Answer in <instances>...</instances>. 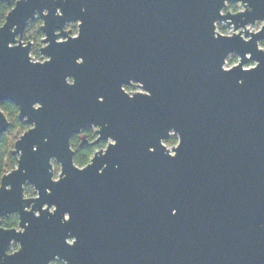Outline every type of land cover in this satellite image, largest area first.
I'll return each instance as SVG.
<instances>
[{
  "label": "water",
  "instance_id": "1",
  "mask_svg": "<svg viewBox=\"0 0 264 264\" xmlns=\"http://www.w3.org/2000/svg\"><path fill=\"white\" fill-rule=\"evenodd\" d=\"M2 1L11 6L0 27V102L29 124L13 143L15 167L0 178V215L16 212L28 226L0 228L2 264L38 263L33 211L51 206L57 230L48 252L69 262L264 264V26L246 27L264 19V0ZM226 1L244 11L221 13ZM100 13L102 22L92 17ZM36 15L42 66L28 62L31 43L22 40ZM71 19L80 20L78 36L58 40ZM216 21L234 32L219 35ZM94 44L102 51L77 63L78 49ZM230 53L240 62L224 73ZM249 60L256 68L244 73ZM130 81L143 91L126 93L121 84ZM91 123L117 143L77 171L67 139ZM8 126L0 109V134ZM172 130L177 149L178 140L164 144ZM26 183L34 197L23 196ZM65 211L70 220L61 223ZM12 239L22 245L13 256L5 252Z\"/></svg>",
  "mask_w": 264,
  "mask_h": 264
},
{
  "label": "flooded vegetation",
  "instance_id": "2",
  "mask_svg": "<svg viewBox=\"0 0 264 264\" xmlns=\"http://www.w3.org/2000/svg\"><path fill=\"white\" fill-rule=\"evenodd\" d=\"M89 2H92V1H89ZM92 3H94V2H92ZM94 4H98V3H94ZM99 4H101V3H99ZM237 5L242 7V5L239 2L226 1L223 9L221 10V13H225L227 11L236 12V6ZM9 6H11V5H9ZM229 9H231V10H229ZM92 17L95 19L101 20V22H102V20L106 19L104 13H100L98 15L93 14ZM37 20H38V37H37L38 38V51H34V52H36L35 54H37V55H35V56L30 55V56L34 57L36 61H44V60L48 59V57L45 54L40 52V48H42L46 43L43 41L45 34L41 30L42 19L39 15H36V17L34 19L29 20L27 22V24L23 30V33H22V40H23V42L29 41L31 43V47H30V53H31L32 47L34 46L33 41H35L37 38H28L30 33H28V31H27L24 35V32L28 26L29 27L32 26V24H30L31 22H36ZM79 22H80L79 19H71L68 22H66L65 26H64V31L67 32V36L66 37L60 36L58 38V40L68 39V37H70V38L77 37L78 32H79ZM256 22H260V26H259V28H260L262 26V24L264 23V19L256 20L254 23H256ZM254 23H252V24H254ZM217 25L220 26L221 31H223L225 29H229L225 25L224 21H216L215 26H217ZM230 28H232V27H230ZM258 43L264 44V37L262 39H259ZM93 51L100 52V51H102V48L100 45L94 44L90 47L86 46V47H82L81 49H78V52H83V55H84V53L93 52ZM83 55L78 56V57H83V63H85V62L87 63L88 57L85 58V55L84 56ZM229 56L234 57L237 55H235L234 53H230L226 57V59ZM226 59H225V61H226ZM252 63H255V62L253 60H249L245 65L252 64ZM67 78H68V82L73 81L72 77H67ZM122 89L130 95L133 93H136V92L143 91L138 86V84L134 81H130L128 83L122 84ZM99 100H103V97L100 96ZM91 124H95V123H91ZM91 124H88V125L80 128V132L78 134H75L72 136V143L69 145V148L73 151V155H72L73 160H75V157L85 156L86 157L85 162L89 163L90 158H92L95 155V153L103 150L102 145L100 143V139L103 140L105 138H103L101 136L99 138V131L98 130L88 128L89 125H91ZM28 127H29V124H28ZM14 156L17 159V156L16 155H14ZM50 162L52 164V171H53L52 177L54 179H57L59 177V173H60V167H61L60 163L58 161H56L54 158H51ZM56 165L59 166V172H55V170H54L55 169L54 167ZM26 194H27V198L34 197L36 195V191H35V189L31 183H26L23 185V196L26 197ZM45 207H46V205L44 204L41 207V209H44ZM25 209H30V208L26 207ZM53 209H54V206L49 207L48 212L53 211ZM33 212L41 213L39 218H38V263L37 264H47V261L52 259L53 256H59L57 254H51L48 252V251H51L53 245H55L54 232H55V230H57V222L55 221L54 223H52L53 222L52 216L49 213H42L39 207H38V210H34ZM19 221L20 220H19L18 214L16 212L2 214V215H0V228H3V229L14 228L16 230L24 228L23 226L19 225ZM24 223L28 224V222H24ZM68 236H75V235L72 234L70 231H68ZM12 240H14V239H12ZM5 252L7 254L10 253V251L8 250V246L5 250ZM60 258L64 259L62 257H60ZM23 264H31V263L30 262H24ZM68 264H81V263L80 262L76 263L75 259L72 258L70 260V262L68 261ZM83 264H85V260H83Z\"/></svg>",
  "mask_w": 264,
  "mask_h": 264
},
{
  "label": "clouds",
  "instance_id": "3",
  "mask_svg": "<svg viewBox=\"0 0 264 264\" xmlns=\"http://www.w3.org/2000/svg\"><path fill=\"white\" fill-rule=\"evenodd\" d=\"M83 10H84V9H81V11H83ZM229 10H231V9H229ZM236 11L243 12V11H244V8L241 7V6H239V5H237V6H236ZM3 23H4L3 19L0 18V27L3 26ZM262 26H264V25H262ZM248 30H249V31H257L258 29H251V28H249ZM215 32L218 33V34L221 35V36H229V35L232 34L230 30H227V31H221V28H220V26H218V25L215 26ZM12 46H13V45L9 44V47H12ZM257 47H258V50H260V51H264V44H260V43H258ZM27 60H28V62H29L31 65H34V66H35V65H41V66L44 65L43 63H38V62L35 60V58L32 57V56H27ZM75 61L78 62V63H83V57H77V58L75 59ZM239 62H240V61H239V58L232 59V63H231V64H228V62L225 61L224 66H221V65H220V70L223 71L224 73H228V72H230V69L232 68V66L235 65V64H238ZM244 67H245V72H244V73H246L247 70H249V69H253V68H256V64H255V63H252V64L245 65ZM64 79H65L66 81H68V78H67V77H64ZM70 82L73 83V84L75 83L74 80H73V81H70ZM236 83H237V84H242V83H243V80H242V79H238V80L236 81ZM121 85H122V84H121ZM149 96H150V95H149ZM127 97H128L129 99H132V98H133V97H129V96H127ZM88 128L98 130V131H99V138H100L101 128H100L99 125H97V124H91V125H89ZM172 131L175 132L174 130H172ZM79 132H80V129H79L78 131H76L75 133H73V134L67 139V144H68V145H70V144L72 143V136L75 135V134H78ZM175 134H176V137H177V140H178V144H177V146L175 147V149H177V148L179 147V145L181 144V137H180V135H179L177 132H175ZM100 143H101V145H102L103 150H102V151H98V154L101 155V156H103V155L106 154L107 150L109 149V145H110V146H115L116 143H117V141H116L115 139H113L112 137L109 136V137H107V138H105V139H103V140L100 139ZM33 151H35V148L33 149ZM148 151H149V152H152V148H149ZM167 155H168L170 158H174V157L176 156V152L172 150V151H170V152H167ZM96 156H97V154L95 155V157H96ZM93 160H94V159H91V158H90V164H89V163H86V162H85V163H82V162H77L76 160H73V167H74L77 171H84L85 169H87L89 166H91V165L93 164ZM106 167H107V164H104V165H102L101 167L97 168V169H96L97 174H98V175H99V174H102L103 171H104V169H105ZM26 198H27V194H26ZM55 212H56V211L53 210V211L48 212V213L51 215V214H54ZM40 214H41V213H39V212H33V215H34L36 218H39ZM172 214L175 215V209L172 210ZM69 220H70V213L67 212V211H65V212L63 213V215H62V218H61V221H60V222H61V223H66V222H68ZM27 226H28V225L25 224V227L19 229L18 231L21 232V233H24L25 228H26ZM64 243H65L67 246L71 247V246H73V245L76 244V237H75V236H67V237H65ZM21 247H22L21 243L18 242V241H16V240H10L9 243H8V250L10 251V254H12V256H13L14 254L18 253V252L21 250ZM2 260H3V257H0V264H2ZM47 264H68V261H67L66 259H61L59 256H53L52 259H50V260L47 261Z\"/></svg>",
  "mask_w": 264,
  "mask_h": 264
},
{
  "label": "trees",
  "instance_id": "4",
  "mask_svg": "<svg viewBox=\"0 0 264 264\" xmlns=\"http://www.w3.org/2000/svg\"><path fill=\"white\" fill-rule=\"evenodd\" d=\"M10 6L7 5L4 1L0 0V18H5L7 11ZM31 27H27L25 33L28 31V38H37L38 37V20L36 22H31ZM37 29V30H36ZM36 53V52H35ZM37 55V54H35ZM0 109L5 114L9 121L8 128L0 134V177L5 172H8L16 165V157L12 154L13 143L15 139L28 128V124L20 120L17 116V107L10 101L0 102ZM176 137L172 135L171 138H167L164 142L174 143ZM77 162L84 163L86 161L85 156L75 157Z\"/></svg>",
  "mask_w": 264,
  "mask_h": 264
},
{
  "label": "rangeland",
  "instance_id": "5",
  "mask_svg": "<svg viewBox=\"0 0 264 264\" xmlns=\"http://www.w3.org/2000/svg\"><path fill=\"white\" fill-rule=\"evenodd\" d=\"M259 26H260V22H256V23H254V24H250V25H248L247 27H248V29L249 28H251V29H258L259 28ZM31 27V26H30ZM227 30H230L231 32H232V29H225V30H223V31H227ZM33 47H32V52L30 53V55H32V56H35V52L34 51H38V38L35 40V41H33ZM235 58H238L237 56H234V57H231V56H229L227 59H226V61L228 62V64H231L232 63V59H235ZM172 135L173 134H171L170 135V137L169 138H171L172 137ZM175 136V135H174ZM176 137V136H175ZM177 143V137H176V141L174 142V143H167V142H164V144L166 145V147L167 148H171V147H173L175 144ZM55 169V172H59V166L58 165H56L55 167H54Z\"/></svg>",
  "mask_w": 264,
  "mask_h": 264
},
{
  "label": "built area",
  "instance_id": "6",
  "mask_svg": "<svg viewBox=\"0 0 264 264\" xmlns=\"http://www.w3.org/2000/svg\"><path fill=\"white\" fill-rule=\"evenodd\" d=\"M229 29H232V28H229ZM233 31H234V30L232 29V32H233ZM236 31H237V30H236ZM232 32H231V33H232Z\"/></svg>",
  "mask_w": 264,
  "mask_h": 264
}]
</instances>
